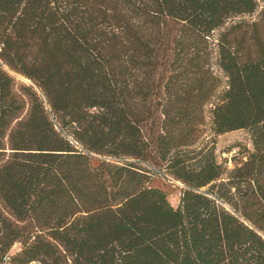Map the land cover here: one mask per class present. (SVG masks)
Returning <instances> with one entry per match:
<instances>
[{"label": "trees", "instance_id": "1", "mask_svg": "<svg viewBox=\"0 0 264 264\" xmlns=\"http://www.w3.org/2000/svg\"><path fill=\"white\" fill-rule=\"evenodd\" d=\"M6 255L264 264V0H0Z\"/></svg>", "mask_w": 264, "mask_h": 264}, {"label": "rangeland", "instance_id": "2", "mask_svg": "<svg viewBox=\"0 0 264 264\" xmlns=\"http://www.w3.org/2000/svg\"><path fill=\"white\" fill-rule=\"evenodd\" d=\"M13 73V72H12ZM19 80L30 83L31 81L19 74L13 73ZM205 134L207 138H211L212 131L209 124L204 126ZM248 145L251 146V139L246 130H235L225 132L216 136V153L219 160H223L225 157L228 158V165L233 166L232 157L234 154H237L240 147L239 145ZM151 184L153 186L160 187L163 189L170 200L174 205H177L181 193V183L170 180L166 175L160 173L152 178ZM19 248V244H15L12 248L13 251H16ZM37 261L32 262L35 264Z\"/></svg>", "mask_w": 264, "mask_h": 264}, {"label": "built area", "instance_id": "3", "mask_svg": "<svg viewBox=\"0 0 264 264\" xmlns=\"http://www.w3.org/2000/svg\"><path fill=\"white\" fill-rule=\"evenodd\" d=\"M172 181H174V180H172ZM175 182H178V181H175ZM178 183H180V182H178ZM0 264H11V263H10V257H9V255L4 256V257L0 260Z\"/></svg>", "mask_w": 264, "mask_h": 264}, {"label": "water", "instance_id": "4", "mask_svg": "<svg viewBox=\"0 0 264 264\" xmlns=\"http://www.w3.org/2000/svg\"><path fill=\"white\" fill-rule=\"evenodd\" d=\"M35 264H40L39 262L35 263Z\"/></svg>", "mask_w": 264, "mask_h": 264}]
</instances>
